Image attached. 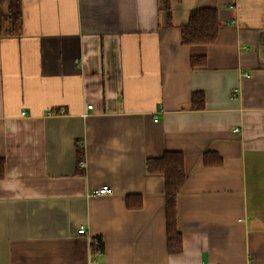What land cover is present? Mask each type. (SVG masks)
<instances>
[{"label": "crops", "instance_id": "obj_1", "mask_svg": "<svg viewBox=\"0 0 264 264\" xmlns=\"http://www.w3.org/2000/svg\"><path fill=\"white\" fill-rule=\"evenodd\" d=\"M21 6L5 34L0 0V264H264V0H171V25L159 0ZM201 6L219 9L217 39L183 44ZM167 151L188 175L180 253L147 169Z\"/></svg>", "mask_w": 264, "mask_h": 264}, {"label": "trees", "instance_id": "obj_2", "mask_svg": "<svg viewBox=\"0 0 264 264\" xmlns=\"http://www.w3.org/2000/svg\"><path fill=\"white\" fill-rule=\"evenodd\" d=\"M9 9L5 17V34H19L22 29L21 0H8ZM166 12L168 24L172 23L171 0H159ZM221 25L220 12L215 6L194 7L190 10L188 20L181 26V40L183 44H210L216 41ZM191 66H203L206 63L204 56H192ZM192 103L195 108H204L205 95L195 91L192 94ZM78 160H82L84 151L78 147ZM147 169L150 172L163 173L165 176V209L167 218L168 250L170 253H180L183 249V236L178 225V195L187 181L188 175L184 167V156L179 151H167L161 157H152L147 160ZM6 175V160L0 157V179ZM137 195L127 196V205L132 208L142 206V198L132 201ZM100 244L94 246V252L103 249Z\"/></svg>", "mask_w": 264, "mask_h": 264}, {"label": "built area", "instance_id": "obj_3", "mask_svg": "<svg viewBox=\"0 0 264 264\" xmlns=\"http://www.w3.org/2000/svg\"><path fill=\"white\" fill-rule=\"evenodd\" d=\"M89 108L92 107V105H89L88 106ZM26 112H23V114H25ZM82 165L84 164V162H80ZM112 190H111V187L109 185H103L101 186L99 189L96 190V193L97 194H109L111 193ZM79 233H85V228H80L78 230ZM90 244L94 245V246H98L100 244V241H99V238L97 237H92L90 238Z\"/></svg>", "mask_w": 264, "mask_h": 264}]
</instances>
